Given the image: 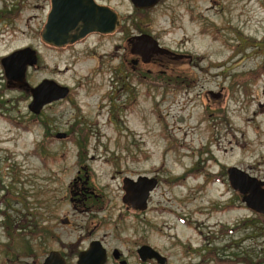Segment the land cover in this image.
Listing matches in <instances>:
<instances>
[{
    "label": "rangeland",
    "instance_id": "obj_1",
    "mask_svg": "<svg viewBox=\"0 0 264 264\" xmlns=\"http://www.w3.org/2000/svg\"><path fill=\"white\" fill-rule=\"evenodd\" d=\"M96 1L122 17L125 29L55 47L40 37L50 0H0V58L28 46L37 62L25 80L32 86L52 79L69 89L33 122L30 97L6 82L0 64V189L11 193L8 233L26 232L27 224H10L11 217L42 199L52 202L60 188L61 216L73 224L64 229L74 234L131 237L137 216L140 232L150 242L172 243L173 254L191 238L202 264H264V218H254L240 194L235 209L227 208L224 191L232 190L222 175L235 166L264 180V0H160L137 12L129 0ZM137 31L178 55L148 67L181 76L178 89L118 80L129 73L122 59L133 57L126 41ZM210 90L219 96L205 95ZM77 173L89 177L97 194L92 219L68 203ZM137 175L159 179L140 214L121 201L123 177ZM211 203L220 212L207 222L221 221L222 236L199 237L190 226ZM183 213L193 218L189 228L179 221Z\"/></svg>",
    "mask_w": 264,
    "mask_h": 264
},
{
    "label": "flooded vegetation",
    "instance_id": "obj_2",
    "mask_svg": "<svg viewBox=\"0 0 264 264\" xmlns=\"http://www.w3.org/2000/svg\"><path fill=\"white\" fill-rule=\"evenodd\" d=\"M95 2L100 4L96 0ZM135 12H137V7H135ZM119 20L120 25L113 33L125 29V27L121 25L122 17H119ZM134 28L137 30V25H134ZM93 35L97 37H104L109 34L90 33L83 38L68 44H85V40ZM141 35L146 34H141L140 32L139 34H134L127 39L126 43L129 47L128 54L133 57L128 59L124 55L122 61L125 62L124 64L130 70H128L129 73H119V75L117 74L116 77L118 80L120 79L123 81V84H125L126 80L137 78L140 82H145V85H148L149 88L160 87L163 88L162 91L165 92L170 89L174 90V82L176 85L181 81L183 82V80L180 81L178 78L179 76L173 79L171 75H167L166 69L154 71L148 67L157 66L161 68L162 65H167L164 59L161 57H166L171 60L177 58L178 55L173 53L171 50L159 51L158 48H151L147 51H143V49L137 45L138 36ZM152 38L157 41V44L161 48H164L156 38ZM35 55L37 59L36 51ZM143 66L146 68H143ZM3 76L9 85L15 86L16 89L30 97L31 102V88L35 87L36 85L31 86L25 80V77L22 82H16L8 80L5 77V74H3ZM184 80L186 81V79ZM120 87L123 88L122 85ZM205 95H209L211 97L219 96V94L214 93L211 90L207 91ZM65 98L44 104L38 110V112L31 110L29 108V103L27 108L30 114L33 116V122L36 121L37 123L38 121L42 120V111L45 107L50 106L52 103L64 100ZM40 152V154L44 156L41 149ZM40 154L39 159L41 164L44 166L45 158ZM220 172L221 174L223 173L222 170ZM222 175L223 177L226 176L224 179L227 181V184L230 187L227 171H225V173ZM138 176L141 175H137L134 179H136ZM126 177H123L122 179L123 195L121 197V201L127 210L132 211L135 214H140L142 211L147 209L149 199L159 184V179L157 177H153L156 179V185L148 195L146 208L140 210L133 209L131 206L123 202L126 187V184H124L123 180ZM129 178L133 179L132 177ZM0 190L3 191V194L0 195V264H202V261L200 262L196 260V256L200 251V247L194 246L191 238H187L183 242L184 249L179 254H173L172 243H170L168 246H163L158 242H150L147 235L140 232L137 225L141 220L139 217L137 218V216L133 218L135 227L131 237L122 238L119 236L120 233L116 236L113 235V238L107 234L96 237L93 235L92 230L91 232L86 231L83 233L74 234L73 228H69V231H66L64 228L72 227L73 224L68 222L67 214H65L63 217L61 216L62 196L60 188L55 189L52 202L42 199L37 202V208L30 209L28 206H23V214L21 216L11 217L10 224H15V226H17L19 223L21 224L24 222L30 228L29 229L27 227V231L25 228L26 232L19 234V237H15L12 233H8L10 227L8 221L10 218L6 214V210L9 208L7 202L11 193L3 188ZM231 190L232 191L227 189L224 191V194L230 192L228 197L224 199L225 202H223L225 205H227L229 210L235 209L234 204H236V202L234 203L233 200L235 199V196L239 194L232 188ZM67 194L68 203L71 204V207L74 210H81V212L86 213V216H91L88 217L89 219L93 218L91 214L93 210L97 209L93 203L94 199L97 197V194L95 192V188L89 184V177L84 176V178H82L77 173V175L72 178L70 184L68 185ZM1 205L5 207H2ZM214 205V203H211L208 207L202 206L199 208L197 211L202 218L200 217L197 221H192L193 218L190 219L185 213H183L184 215L182 214V217H179V221L184 227L188 228L190 222L192 221L193 226L191 225L190 227L195 235L197 234L199 237L203 236V238H205V235L209 236L212 234L213 238H216L218 234L220 237L222 236L220 225L221 221H215L211 225L207 222L212 213L215 214L216 212H220L217 210V206ZM114 223L117 224V222ZM97 224L100 225L101 223L98 221ZM31 226H33L32 230ZM216 226L218 229H216ZM20 228L24 229L23 227ZM233 230V228L228 229L229 232H233ZM17 231H19V229H17ZM173 235L175 234H171V239L175 240L176 238Z\"/></svg>",
    "mask_w": 264,
    "mask_h": 264
},
{
    "label": "water",
    "instance_id": "obj_3",
    "mask_svg": "<svg viewBox=\"0 0 264 264\" xmlns=\"http://www.w3.org/2000/svg\"><path fill=\"white\" fill-rule=\"evenodd\" d=\"M133 6L149 9L160 0H129ZM120 25L117 13L110 7L97 4L95 0H50V10L46 16L41 40L51 46L63 47L73 43L89 33H112ZM138 47L147 51L158 48L159 51H169L161 48L157 41L149 35L138 36ZM35 51L29 47L17 49L1 58L0 63L8 80L22 82L27 67L36 64ZM69 92L51 79H44L31 88L32 100L29 108L34 112L47 103L64 98ZM56 138H64V133H58ZM230 186L242 195V201L254 213L264 215V180L257 179L245 171L232 166L227 169ZM125 195L123 202L133 209L146 208L147 198L156 185V179L148 176H138L136 179L126 177L123 180Z\"/></svg>",
    "mask_w": 264,
    "mask_h": 264
},
{
    "label": "trees",
    "instance_id": "obj_4",
    "mask_svg": "<svg viewBox=\"0 0 264 264\" xmlns=\"http://www.w3.org/2000/svg\"><path fill=\"white\" fill-rule=\"evenodd\" d=\"M157 77H159V76H157ZM182 80V77L180 76V81ZM174 89H178V86L176 85V83L174 82V87H173ZM255 216L256 217H254V218H258V217H262V218H264V215L263 214H255ZM252 220V219H251ZM253 221V220H252ZM264 222V221H263ZM263 226H264V223L262 224ZM261 227V226H260ZM260 230H263L264 231V227L262 228H259Z\"/></svg>",
    "mask_w": 264,
    "mask_h": 264
}]
</instances>
